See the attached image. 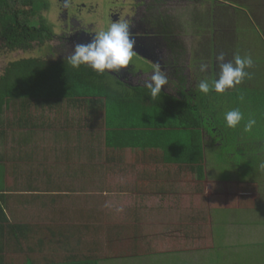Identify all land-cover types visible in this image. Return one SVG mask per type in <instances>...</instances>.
Masks as SVG:
<instances>
[{"label": "rangeland", "instance_id": "rangeland-1", "mask_svg": "<svg viewBox=\"0 0 264 264\" xmlns=\"http://www.w3.org/2000/svg\"><path fill=\"white\" fill-rule=\"evenodd\" d=\"M37 1L39 4L33 10L47 19L49 24V27L46 26L47 29L51 28V31L60 32V20L56 11L57 3H54L53 0ZM91 1L95 4L94 12L98 11L99 5L106 9L110 7L111 2H115V0H79L78 3L92 5ZM120 1L127 4L128 11L125 15H128L133 6L132 0ZM152 1L149 0V3ZM155 2L159 3V6L155 4L154 10L150 6H144L139 12H133L130 16L135 15L139 21V16L142 13L145 21L151 18L150 15L158 16L157 12L162 11L166 17H171L173 22L180 27L184 34L182 36H186L185 42L198 36L199 31H202V34L209 31L207 28L203 29V20L207 23L209 17V24L213 26L216 20L218 26L224 24L223 28H219L225 34H231L234 31L235 21L236 24L240 21L239 29L242 30L246 27L242 30L245 33L241 32V35H250L252 41L255 42L254 58L257 61L264 58V38L262 37V34L264 35V0H160V2ZM48 3L50 7L47 10L45 5ZM241 10H245L249 14V25H246L245 22L241 23L247 17V14ZM161 17H163L162 13ZM110 22L107 13L103 12L90 15L87 19V23L94 24L96 32L106 30ZM87 23L84 22V24ZM8 25L5 27V33L3 34L4 29L0 33V77L9 63L26 59L24 57L17 59L19 53L7 55L8 49L4 48L5 45L10 46L17 42L16 34H18V32H14L17 29L16 21L9 20ZM32 25L37 29L41 27L39 21L34 19L31 20ZM56 32H52V34L54 35ZM211 33L215 34L213 28H211ZM208 34L210 33H207L206 36ZM204 39L206 40V37ZM50 42L52 41L49 40L45 43L47 48L54 46ZM44 49H46L45 46L35 59H28L45 61L46 57L43 56H47V54ZM216 55L217 52L214 51V57ZM62 60L48 63L56 64ZM133 63L139 68L148 66L140 57H134ZM19 67L20 71L27 69L30 73L38 69L35 64L29 67L20 65L14 67V71L17 72ZM258 67L262 74H260L261 77L259 75L255 77L254 85H258L259 89L252 88L249 91L250 104L244 109L245 111L241 110L244 120L237 127L242 138L230 137V129H226L229 133L227 139L230 142L240 141L244 145L238 149L239 151L249 149V146L253 148L264 142V80L262 81L264 79V61H260ZM19 73L17 72V74ZM259 77L262 78V82L256 84ZM108 81L116 90H120L117 86L115 87V82L111 78L108 77ZM252 87L254 86L252 85ZM132 94L133 98L137 99L138 93ZM196 94L195 99L200 103V97L205 94L200 97L198 96L199 92ZM209 98L213 108L212 112L208 113L206 110L202 112L204 115L215 117V122L221 121L220 126H226L223 114L233 108L232 99H224L220 104L216 102L218 104L216 106L214 98ZM21 102H24L23 99L12 103L0 115V162L3 157L15 158L21 153L23 157L27 156L28 174L11 177L9 182L13 184L15 178L23 180L22 187L12 186L15 187L16 194L20 193L18 191L23 192L26 189L30 192L27 195L19 194L20 197L16 202L27 204L28 208L25 207L22 212L19 209L13 212L12 222L15 225L30 226L31 232H28L26 245L22 243L20 246V242L15 241V245L11 246L8 264H27L28 260H33L38 264L47 261L62 263L67 262L70 255L75 254L80 259L98 260L100 264H212L211 262H215V259L223 261L229 255L238 252L239 244H243V246L247 244L260 245V247L258 250L252 249L251 252L242 246L240 251H243L227 260L226 264H237V262L238 264L240 262L243 264H264V254H262L264 247V151L261 155H257L260 156L258 158H261L258 167L254 166L256 162L253 159V150L249 149L250 151L246 150L250 155L249 161L239 160L235 157L237 158L234 161L235 169L228 166L222 167L221 163L217 166L216 162L219 156L209 148L207 153L209 187L200 191L196 201V189L191 188V184L196 178L187 169L182 173L180 171L172 173L171 182L161 186H154L153 181L145 182V178L140 183L136 174L127 173L119 177L113 175L114 171L108 173L112 175L105 174V170H108V160L111 162L112 159L118 157L113 156L111 151L106 152L103 132L91 128V125H103V112L98 106L100 102H93L95 109H91L87 105L84 108L85 118H88L90 110L96 113H94L95 124L90 123V131L97 136V140L93 139L94 137L90 138L91 133L83 137L85 140L88 137L89 141L87 142L90 143L92 150L86 154L79 153V149H75V146L72 149L69 147L72 140L76 141L78 137H71L67 143L65 139L60 140L64 143L63 146L68 145L67 148H64L57 144L59 140L57 142L55 137L49 135L52 127L50 105L47 107L46 103L41 102V105L44 106L38 107L37 102H34L35 105L32 103L23 105ZM107 102L108 100L102 99V103ZM151 115L147 111L144 114L149 122L152 120L154 124V117L152 118ZM24 116L26 123L24 127L22 126L23 130L20 131V127L17 125L18 119ZM249 119H255L256 124L250 132H246L244 125ZM146 125L149 124L141 123V126L147 127ZM36 126L40 128H36ZM234 133L237 134L236 131ZM23 135L26 137L21 138ZM20 141L18 149L20 148L21 153L12 151V148L17 150V146H9L11 153L6 154L8 156L3 155L6 151L3 150L5 146L10 143L11 145L12 143L18 144ZM206 141L211 142L208 138ZM218 144L216 145L218 146ZM234 148L231 145L225 154L237 152ZM121 155L124 156L123 153ZM31 159L34 160L31 161ZM125 164L126 162L123 161V169L127 170ZM4 165V163L0 165L2 173L5 169ZM250 165L254 166L256 170L248 171V174L252 173L253 175L247 180L248 185L243 188L244 195L246 193L247 195H243L242 200L237 202L242 205L223 212L219 210L216 216L218 223L216 224L214 213H212L214 209L209 208V204L215 206L224 202L221 205H225L228 203L227 200L237 201L239 193H241L238 191L239 184L245 182L241 179L244 172H240L237 167ZM34 166H36L35 170ZM119 167V165L115 167L114 164H111L109 169L118 168L119 170ZM99 169H102L103 172ZM20 171L18 174L26 173L25 168ZM24 187L25 189H23ZM161 191H164L163 194L166 195H159ZM161 197L167 200L161 203ZM224 233L225 238H223ZM227 248L234 249L228 250ZM131 252L140 255L152 253L154 256L145 255V257L135 258L131 257ZM216 252H220V254Z\"/></svg>", "mask_w": 264, "mask_h": 264}, {"label": "trees", "instance_id": "trees-1", "mask_svg": "<svg viewBox=\"0 0 264 264\" xmlns=\"http://www.w3.org/2000/svg\"><path fill=\"white\" fill-rule=\"evenodd\" d=\"M38 4L39 2L37 0H0V33L3 29V34L5 33V27L9 26V20L16 21L17 24V29L14 30V32H18V34H16L17 42L9 46L12 51L17 48H26L32 41H39L41 44H44L45 40L52 34L51 28L47 29V27H49L47 19L33 10ZM45 8H47V10L49 9V3L45 5ZM162 16L163 20L168 21V23L164 21L168 25L164 34L167 37L170 36L169 39H172L173 36L175 39L178 31L176 23L173 22L171 17H166L165 14H162ZM32 19L39 21L41 27L37 29L34 28L33 25L31 26ZM2 38L3 36L1 39ZM48 62L51 61L25 59L11 64L7 73L0 77V115L4 113L6 107H9L16 101H20V99H23V105L32 103L35 99L45 101L50 105L65 99L84 100L90 104L91 109L95 107L93 106L94 101L95 103L100 102L99 105H102L107 111V127L108 130H110L108 132L110 139L117 142L116 138L118 137L114 136V134L117 135V132L119 135L124 136V139L133 138V140H135L140 138V135L136 131L144 127L141 126L142 122L140 117L138 118V122H136L140 124L137 125V127L133 128V124H130V122L133 120L136 121V118L132 117L133 115L137 116L140 114L142 116L146 114L147 111L149 114L153 115H151L152 118L154 117V124L152 122L153 125L147 126V130H153L152 134L149 135L152 136V142L150 144H135L133 142H127L126 144L124 140L123 143H119V145H112L121 148L152 147L161 149L166 163L190 168L196 178L197 186H203L208 178L209 160L207 153L209 148L215 151V154L219 156V161L217 160L216 162L218 163L217 166L221 163L222 167L228 166L229 168L236 169L234 161L237 158H239V160L243 159L249 161L250 155L246 150H253V159L255 160L254 162H256L254 164L255 167H258L260 163L261 158H258L260 156L257 155H261L264 151V142L257 146L252 144L254 147L250 148L249 146L250 150L246 148V150L239 151L238 149L242 148L244 145L240 143V141L237 143L235 141L230 142L229 139H227L229 137L227 130L230 129V137L236 136L242 138L240 130H238L237 127L233 129L227 126H220L219 123L221 121L215 122V117L204 115L202 112L204 110L208 113L212 112L213 108L210 105L211 99L209 97L214 98L213 101L216 106L218 102L220 104L224 99H232L233 108L244 110L249 104L247 103V98L242 99V92L234 95L230 94L228 91H225L223 94L213 91L200 97L203 93L198 91V96L200 97L199 103L197 102L198 100L192 96L194 95L193 92L189 93L190 96L177 97L174 95H167L162 91L157 99L152 100L147 88L132 90L123 88L122 90H116L108 81L109 76L106 72L104 74H99L90 67L84 65L78 69L72 68L68 64L67 58L58 61L56 64H50ZM34 64L39 71L36 70L30 73L27 69L20 71L19 67L17 72L20 73L17 74L13 69L20 65L29 67ZM237 90H242V87H238ZM132 93H138L137 99L133 98ZM102 99L108 100V102L102 103ZM124 113L130 114L126 121L121 122L114 119V117L120 119L119 116L124 115ZM242 122L243 121H241V123ZM25 123V118H20L18 119L17 125L23 128ZM234 131H236V135ZM207 138L211 140L210 143L206 141ZM216 144H218V146ZM231 145L235 147L234 150L237 152L226 155L225 153L230 149ZM239 166L237 169H239L240 172H244L241 179L247 182L250 176L253 175L252 173L248 174V171L256 170V168L252 165L248 167ZM3 180V173L0 172V189L2 188ZM12 231L14 232V228H12ZM12 235L16 237V235ZM217 235L218 233L216 236ZM239 246L238 252L240 253L243 251H240L243 244H239ZM244 247L251 251L252 249L258 250L260 245L247 244L244 245L243 248ZM227 249L232 250L234 248ZM262 251V254H264V247ZM238 252L229 255L223 261L215 259V262H210L212 264H226L227 260L234 257ZM216 253L220 254V252ZM243 256L245 257V254ZM234 260L236 261V259ZM27 264L38 263L33 260H28ZM40 264H100V262L98 260L80 259L77 256H71L67 262L49 263L47 261ZM240 264L243 263L240 262Z\"/></svg>", "mask_w": 264, "mask_h": 264}, {"label": "crops", "instance_id": "crops-1", "mask_svg": "<svg viewBox=\"0 0 264 264\" xmlns=\"http://www.w3.org/2000/svg\"><path fill=\"white\" fill-rule=\"evenodd\" d=\"M241 11L246 13L245 10H241ZM248 18H249V14H247V17H245L244 21H242L241 23L244 24V22H245L246 25H249V19ZM209 23H210V17H209V22H207V23L203 20V29L207 28L209 30L207 33H210V34H208V36H206L207 33L202 34V31H199L200 34H198V36L191 38L187 42L183 41L182 42L183 44L178 45V44L173 43L171 45H168V49L172 50L173 55H177L178 54L177 51L182 50L181 48L184 49L187 57H185V58H183V60H181L182 61L181 62L182 63L181 69L186 71L191 76V78L189 76L188 80H186V78L182 79L183 91L181 92V90H179L176 93V95H174V96H177V97H182V96H187V95L190 96L189 93L193 92L194 95H192V96L196 98L197 97L196 93L199 91L198 90V83L200 82V80L207 79V78L211 79V77H212V79H215L218 77L220 69H219V61L217 60V57L221 53L224 54V57H225L224 62L234 61V57L236 55H240V56L250 55L253 58V65L251 68L247 69V71L249 73H251V78H246L240 84V86H236L235 88L227 90L230 94H234V95L242 92V99L247 98V103L250 104V97L251 96L249 94V91H251L252 88L259 89V86L254 85V83H255V77L258 75L260 76V74H262L261 70L258 67V63H260V61H264V58L260 59L259 61H257L256 58H254L255 54L253 52H254L255 42L252 41V36L241 35L242 30H244L246 27L244 29L240 30L239 29L240 25L238 23L236 24V21H235L234 31H233L234 33L232 32L231 34L230 33L225 34L224 32H222V29H220V28L224 27V24H219V26H218L217 20H216V23L214 24V26L209 24ZM211 28H213L215 31L214 35H213V33H211ZM223 31H225V30H223ZM243 32L245 33V31H243ZM243 32H242V34H244ZM182 35H184V34L182 33ZM205 37H206V40L204 39ZM207 37H209V39H207ZM262 37L264 38L263 34H262ZM183 38L185 40L186 36H183ZM211 40H212V42H211ZM214 51L217 52V55L215 57H214ZM140 58H142V57H140ZM143 60L145 62H148V63L150 61V60H145V59H143ZM170 62L171 61L169 60L168 65L170 64ZM173 62L174 61H172V63ZM176 64H177V62L175 61L174 65H176ZM201 64L207 65L206 71L202 72L200 70ZM141 70L142 69H140V72L143 73L144 70H142V71ZM200 75H201V77H200ZM215 75H217V76H215ZM260 77L256 80V84H260V82H262L264 80ZM261 79H262V81H261ZM186 83H187V85H186ZM252 85L254 87H252ZM141 87L146 88L145 86H141ZM238 87H242V91H237ZM172 89H173V86L171 85V83H169V85L167 87L168 92L171 91ZM165 94H167V93H165ZM167 95H169V93ZM170 95H173V94H170ZM34 102L35 103L37 102V104H39L38 107L44 106V105H41V102L46 103L45 101H41L39 99L33 100V102H32L33 105H35ZM49 105H50L49 103H46L47 107ZM86 105L90 106V104L84 100H70V99H65L62 101L59 100L57 103H53L52 105H50L51 106L50 108L52 109L50 112V113H52L51 119H50L52 121V123H51L52 127L50 128L51 133H49V135L51 134L50 135L51 137H55L57 142L59 140V143H57V144H59V146L61 145L60 147H64V148L68 147V145L63 146L64 143L60 142V140L65 139L66 143H67V141H69V139L71 137L72 138L78 137V139H76V141L72 140V143L69 144L70 149H72V147L75 146V149H79V153H82V154H86L87 152L90 153V151H92L90 148V143L87 142V141H89L88 137L86 140L83 137L87 136L91 133V131H90V125L91 124L90 123H93V125L95 124L94 123L95 111L91 112V110H90L89 114H88V118H85L86 116L84 113V111H85L84 108H86L85 107ZM98 106L102 109L101 111L103 112L102 113L103 125H101V124L100 125L97 124V126L91 125V128H93V130H97V131L100 130L103 132L104 146H105L106 152L111 151V154L113 156L118 157V158L112 159L111 162H110V160H108V165H107L108 170H105L106 171L105 174L112 175V174H108L111 171H114L115 173L113 175L118 176V177L121 175H126L127 173L136 174V176L139 178L138 181H140V183H142L143 178H145V180H144L145 182L153 181L152 184L154 186H161L162 184H165L167 182H171V177L173 175L172 173H176L177 171H180L182 173L186 169L190 170V168L187 166H181V165H177V164L166 163L165 159H164L163 152L161 149H156V148H152V147H147V148H144V147H125V148H121L119 146H117V147L113 146L112 144H118L119 145V143H123L124 140H125L124 142L126 144H127V142H133L135 144H150L152 142V136H149V135L152 134L153 130L149 131L150 129L147 130V127H141V129L136 130L137 133L140 135V138L135 139V140H133V138L124 139V136L119 135L118 132L116 131L117 135H118L117 136L116 134H114V136L118 137V138L115 137L117 140V142H116L113 139H110V136L108 133L110 130H108V127H107V121H108L107 111L102 105H98ZM80 109H83V110H80ZM129 115L130 114L124 113V115L119 116L120 119H117L115 117H114V119L116 121H121V122L126 121L127 117H129ZM132 117L136 118V121L133 120L130 122V124H133L132 125L133 128L137 127V125H140L139 123L138 124L136 123V122H138L139 117H140V120L142 123L147 122L149 125H153L152 120L149 122V120L144 115L141 116L139 114L137 116L133 115ZM22 118H25V116ZM150 127H152V126H150ZM36 128H40V127L36 126ZM21 130H23V128H20V131ZM23 137H26V136L25 135L21 136V138H23ZM92 137H94L93 139L97 140V138H96L97 136L94 135L93 133L90 134V138H92ZM98 138H101V137L98 136ZM20 143H21V141L18 142V144L12 143V145H11V143H10L8 146H5L3 150H6V151L3 155L11 153L9 146H11V147L17 146V150H13V148H12V151L17 152V153H21L20 148L18 149V145H20ZM39 144H40V142H39ZM121 153H123L124 156H122ZM21 155H22V157H21ZM6 156H8V155H6ZM3 158L1 159V162H0V165H2L3 163L5 164L4 165L5 169L3 172L4 180H3L2 188L0 189V264H8L9 257L11 255L10 254L11 246L15 245L16 240L20 242L19 243L20 246L22 243H23V245H26L25 242L28 239L27 235H28V232L31 230L30 226H27V225L22 226L21 224L15 225V223L12 222L13 212H15L17 209H19V211L22 212V210H24L25 207L28 208L27 204L24 205L23 203H19L18 201L16 202V200H18L20 197L19 194L27 195L30 192L27 191L28 189H26L23 192L18 191L20 193L16 194L17 192L15 190V187L13 188L12 186H18L19 185L22 187L23 183H21V182L23 180H20V179L17 180L15 178L13 181V184H11L12 182H9L11 177L26 176V174H28L27 173V166L28 165L26 163L27 156L25 155L23 157V154L21 153L20 155H18V157H15V158H9V157H5L4 159ZM33 160L34 159H31V161H33ZM123 161L126 162L125 169L127 168V170L123 169ZM34 162H36V161H34ZM111 164H114L115 167L117 165H119L120 166L119 170H118V168L109 169ZM35 167L36 166H34V170H35ZM23 168H25L26 173H24V174L19 173L18 174V172ZM95 170H97V169H95ZM99 170L102 171V169H99ZM120 171H123V173L119 174ZM89 173H91L90 170H89ZM245 185H248V183L246 181L244 183L239 184V190L238 191H240L241 193H239L240 196H239L237 201L230 202L227 200L226 202H228V203L225 205H221L224 202L220 203L219 205H215V206H211L209 204V208L214 209V211L212 213H214L216 224L218 223L216 216H217V212L219 210L220 211H225L228 209L232 210L233 208L238 207V205L239 206L242 205L241 203L237 204V202H240L242 200V197L247 195V193L244 195L245 191H243V188L245 187ZM208 187H209V184H208L207 180H206V183L203 184V186L202 185L197 186L196 180L191 184V188L193 190L196 189V195H195L196 201L198 200L197 198L200 195V191H202L203 189H208ZM23 189H25V187ZM241 190L243 191V193ZM159 193H160L159 195H161V196L166 195V194H163V193H165L164 191H161ZM166 200L167 199H163V197H161L160 202L163 203ZM234 204H237V205L234 206ZM205 208H208V206H205ZM213 218L214 217L212 216V219ZM239 227H241V226H239ZM12 228H14V232L12 231ZM12 234L16 235V237L13 236ZM17 236H18V239H17ZM223 238H225V233H224ZM75 255L77 256V254H75ZM75 255H73V256H75ZM131 255H132L131 257H135V258L145 257V255H147V256L149 255L148 257H150L151 255L154 256V254H152V253L151 254L145 253L144 255H142V254L140 255V254H135V252L134 253L131 252ZM71 256L72 255H70V257Z\"/></svg>", "mask_w": 264, "mask_h": 264}, {"label": "flooded vegetation", "instance_id": "flooded-vegetation-1", "mask_svg": "<svg viewBox=\"0 0 264 264\" xmlns=\"http://www.w3.org/2000/svg\"><path fill=\"white\" fill-rule=\"evenodd\" d=\"M155 1L153 0L149 3V0H132V7L129 10V14L125 15L127 10V4H123V1L115 0V2H111L109 8L104 9L103 6L99 5L98 11L94 12V3L91 1L92 5H88L83 2H79V0H53L54 3H57V13L60 20V29L61 31H52L56 34H51L49 38L45 40L52 41L50 43L54 44V46L47 48V44H41L39 41H32L31 44L26 48H17L15 50H11L8 45H5V49H8L7 55L19 53L20 59L24 57L26 59H35L37 55H39L40 51H43L44 46L46 47L47 56H43L46 60L51 62H56L59 59L67 58L71 52L74 50L75 45L82 39L81 34L83 32H88L90 34L96 33L94 24L87 23V19L90 15L100 14L101 12L107 13V18L109 20H127L131 26V33L133 39L135 40V55L134 57H139L136 51L142 46V43L145 41L146 45H149L152 52V58L150 59L148 66L146 68H139L136 64L133 63V59L129 63V68H125L120 70L119 72H107L106 74L115 82V87L117 86L120 90L125 89H137L142 88L141 86H145L147 82H149L151 78V74L153 73L156 66H159V69L165 73L168 77V83L162 88V91L165 93H169L176 95V93L181 90L183 91V83L182 79L188 80L189 74L182 70V61L183 58L187 57L184 49L178 50L177 55H173L172 50L168 49V45L171 44H183L184 38L182 36L181 30L178 27L177 35L169 39L164 33L167 30L168 21L163 20L161 17L162 11L157 12V15H150L151 18L146 19L144 21V16L142 13L139 16V21L134 16H130L133 12H139L141 8L150 6L152 10H154V6H156ZM170 1V0H169ZM122 2V3H121ZM51 5V4H50ZM50 7V6H49ZM153 12V11H152ZM57 16V17H58ZM153 17V18H152ZM167 23H165V22ZM86 22L87 24H84ZM148 22V23H147ZM53 28V27H52ZM55 28V27H54ZM61 34V35H60ZM167 49V50H166ZM58 58V59H56ZM25 60V59H23ZM169 60L171 61L168 65ZM21 61V60H19ZM172 61H174L172 63ZM175 61L177 62L174 65ZM13 63V62H12ZM9 63L3 75H5L10 69L11 64ZM139 68V69H138ZM140 69L144 70V72H140ZM141 70V71H142ZM191 78V76H190ZM171 83L173 89L168 92L167 87ZM187 85V83H186ZM112 87H114L112 85Z\"/></svg>", "mask_w": 264, "mask_h": 264}, {"label": "clouds", "instance_id": "clouds-1", "mask_svg": "<svg viewBox=\"0 0 264 264\" xmlns=\"http://www.w3.org/2000/svg\"><path fill=\"white\" fill-rule=\"evenodd\" d=\"M135 55V40L131 33V26L127 20H113L106 30L94 33L88 43H78L67 57L68 64L75 69L82 65L90 67L99 74L106 71L119 72L128 67ZM219 61L218 78L202 79L198 83V90L205 95L210 92L223 94L228 89L240 85L246 78H251L247 69L253 65L250 55H236L234 61L224 62V54L221 53ZM207 65L201 64L200 70L206 71ZM168 83V77L159 66H156L149 82L145 87L149 90L152 100L157 99L162 88ZM224 121L228 128H236L244 120V114L239 108H232L224 114ZM256 124L255 119H249L244 125V131L250 132Z\"/></svg>", "mask_w": 264, "mask_h": 264}, {"label": "water", "instance_id": "water-1", "mask_svg": "<svg viewBox=\"0 0 264 264\" xmlns=\"http://www.w3.org/2000/svg\"><path fill=\"white\" fill-rule=\"evenodd\" d=\"M93 35H94V34H90V33H88V32H83V33L81 34L82 39H81L78 43H88V42H90L91 37H92ZM78 43H77V44H78ZM145 43H146V42L144 41V42L142 43L141 48L139 49V51H136V53H137L140 57H142L143 59H145V60H150V59L152 58V54H154V53L152 52L150 46H149V45H146ZM127 68H129V65H128Z\"/></svg>", "mask_w": 264, "mask_h": 264}]
</instances>
